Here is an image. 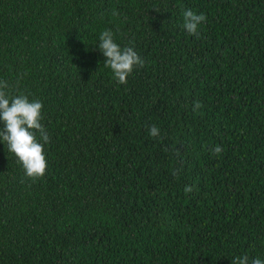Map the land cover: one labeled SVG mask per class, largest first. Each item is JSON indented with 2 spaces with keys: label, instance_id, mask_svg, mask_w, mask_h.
<instances>
[{
  "label": "trees",
  "instance_id": "trees-1",
  "mask_svg": "<svg viewBox=\"0 0 264 264\" xmlns=\"http://www.w3.org/2000/svg\"><path fill=\"white\" fill-rule=\"evenodd\" d=\"M105 29L145 61L126 84ZM0 80L49 136L35 181L0 141V264L264 260V0H0Z\"/></svg>",
  "mask_w": 264,
  "mask_h": 264
},
{
  "label": "clouds",
  "instance_id": "clouds-1",
  "mask_svg": "<svg viewBox=\"0 0 264 264\" xmlns=\"http://www.w3.org/2000/svg\"><path fill=\"white\" fill-rule=\"evenodd\" d=\"M118 16V12H113ZM206 21L203 12L197 13L191 9L183 11L182 27L190 35L200 38L199 26ZM131 43V42H130ZM103 54L104 66L111 70L113 79L118 84H126L127 77L137 66H144V59L132 46H121L114 40L111 29H105L99 34V43L96 46ZM8 82L0 80V141L7 145L9 152L17 157V162L22 165L24 175L35 181L42 177L46 170V159L43 145L48 143V133L41 123L42 102L37 99L29 100L23 92L10 95L6 89ZM202 107L199 101H195L192 111L194 113ZM149 135L159 137V129L155 124L148 128ZM37 134L39 139H37ZM43 141V143H41ZM212 155L218 156L223 148L219 145L209 146L207 149ZM23 182V181H22ZM192 186H185L184 192L190 193ZM231 264H264L259 257L249 258L248 255L235 257Z\"/></svg>",
  "mask_w": 264,
  "mask_h": 264
}]
</instances>
